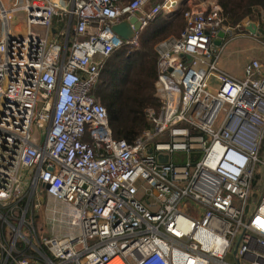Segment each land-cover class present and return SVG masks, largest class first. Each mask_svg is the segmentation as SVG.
Returning a JSON list of instances; mask_svg holds the SVG:
<instances>
[{
    "label": "built area",
    "instance_id": "2783aa9c",
    "mask_svg": "<svg viewBox=\"0 0 264 264\" xmlns=\"http://www.w3.org/2000/svg\"><path fill=\"white\" fill-rule=\"evenodd\" d=\"M151 1L0 0V264H264V62L217 66L232 39L264 45L255 23L188 9L155 48L160 105L132 143L93 95L139 43L112 26L179 4ZM41 197L64 206V236L36 229Z\"/></svg>",
    "mask_w": 264,
    "mask_h": 264
},
{
    "label": "trees",
    "instance_id": "16d2710c",
    "mask_svg": "<svg viewBox=\"0 0 264 264\" xmlns=\"http://www.w3.org/2000/svg\"><path fill=\"white\" fill-rule=\"evenodd\" d=\"M129 3L132 0H119ZM162 0H152L149 7ZM221 10L224 25L235 26L244 20L257 23L264 31V0H211ZM188 0H181L170 14H159L139 32L136 48L123 46L105 61L93 91L107 112L113 138L134 142L149 127L148 109L158 108L155 97L157 79L156 46L168 37L178 36L185 27Z\"/></svg>",
    "mask_w": 264,
    "mask_h": 264
},
{
    "label": "rangeland",
    "instance_id": "374dc122",
    "mask_svg": "<svg viewBox=\"0 0 264 264\" xmlns=\"http://www.w3.org/2000/svg\"><path fill=\"white\" fill-rule=\"evenodd\" d=\"M210 3L211 0H190L187 3V9L206 8ZM54 26H56V21H54ZM258 40L264 41L261 37ZM261 52H264V45L254 40L241 38L239 40H232L224 45L219 55L217 66L232 77L242 79L244 77V68L248 63L247 61L256 57ZM157 102L158 105H160L159 99H157ZM157 109L158 108L154 110L156 111ZM43 198L46 199L44 207H40L35 211V213L40 217H38L37 221L35 222L36 229L39 230L45 226V231L43 230V234L46 237L65 235L64 232L68 231V227L65 222V216L63 215L64 206L61 203L60 206H56L54 204L51 205L50 202H48L47 197ZM44 209L47 218L44 215ZM54 218H56V221ZM52 219L54 222H52Z\"/></svg>",
    "mask_w": 264,
    "mask_h": 264
},
{
    "label": "water",
    "instance_id": "95a60500",
    "mask_svg": "<svg viewBox=\"0 0 264 264\" xmlns=\"http://www.w3.org/2000/svg\"><path fill=\"white\" fill-rule=\"evenodd\" d=\"M131 25H133V29H131ZM112 31L122 38L125 41L130 40L134 37L135 31H141L140 23L136 18H131L130 20H123L120 23L112 26ZM247 31L251 34L258 35L264 40V31L258 28L255 24H251L247 27ZM224 38V33L219 32L216 39L213 41V45L219 47L221 45L222 39ZM165 161V160H164ZM40 201L43 203L44 198L41 197Z\"/></svg>",
    "mask_w": 264,
    "mask_h": 264
},
{
    "label": "crops",
    "instance_id": "0c3cea01",
    "mask_svg": "<svg viewBox=\"0 0 264 264\" xmlns=\"http://www.w3.org/2000/svg\"><path fill=\"white\" fill-rule=\"evenodd\" d=\"M178 1V3H180L181 2V0H177ZM190 0H188V2H189ZM187 2V3H188ZM240 38H236V39H232V40H239ZM232 40H230V41H232ZM248 40H251V39H248ZM230 41H228V42H230ZM227 42V43H228ZM252 59H258V60H261L262 62H264V52H261L259 55H257L256 57H254V58H252ZM251 59V60H252ZM250 61V60H249ZM249 61H247V62H249ZM246 62V63H247ZM45 201H46V199H44V202L42 203L41 202V207H44V203H45ZM48 202H50V204L52 205V204H54V205H56V206H60V203L59 202H56L55 200H53V199H51V198H48ZM54 212H56V211H54ZM44 215H45V217L47 218V216H46V213H45V209H44ZM39 217V216H38ZM40 218V217H39ZM54 220L56 221V218H54ZM52 222H54L53 221V219H52ZM43 229L42 230H44L45 229V226H43L42 227ZM45 231V230H44ZM64 234H66V232H64ZM62 236H64V235H62ZM62 236H56L57 238H59V237H62Z\"/></svg>",
    "mask_w": 264,
    "mask_h": 264
}]
</instances>
